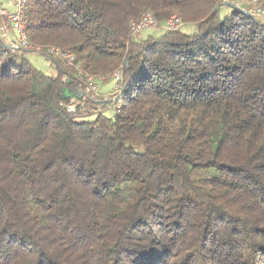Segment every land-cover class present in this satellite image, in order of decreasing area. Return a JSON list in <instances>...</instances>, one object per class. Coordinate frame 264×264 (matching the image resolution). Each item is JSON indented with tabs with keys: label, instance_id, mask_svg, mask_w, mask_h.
I'll return each mask as SVG.
<instances>
[{
	"label": "trees",
	"instance_id": "16d2710c",
	"mask_svg": "<svg viewBox=\"0 0 264 264\" xmlns=\"http://www.w3.org/2000/svg\"><path fill=\"white\" fill-rule=\"evenodd\" d=\"M223 6L28 0L58 73L0 37V264H264V21ZM119 69L115 102L80 78Z\"/></svg>",
	"mask_w": 264,
	"mask_h": 264
},
{
	"label": "built area",
	"instance_id": "2783aa9c",
	"mask_svg": "<svg viewBox=\"0 0 264 264\" xmlns=\"http://www.w3.org/2000/svg\"><path fill=\"white\" fill-rule=\"evenodd\" d=\"M223 2L225 0H222ZM233 2L234 4L241 6L242 3H244L245 0H230V2ZM239 1V2H238ZM243 1V2H241ZM253 4V9L251 8H245L248 11L252 12L256 16L264 17V6L260 3L259 0H249ZM15 10L13 12H9L2 8L0 5V14L8 19V21L11 24V28L15 31V34L17 36V46H20L25 49L33 50L34 52H38L42 49L41 45H35L33 44L28 36L27 33V24H28V0H14ZM243 8V7H242ZM183 26V22L177 15H173L169 20L167 21H159L155 18V16L150 12L147 11L143 14L140 20L134 21L131 24L130 27V36L137 39V36L143 33L144 31L151 29V28H159L163 30H178ZM1 35L3 38L7 39L9 37V30L7 27L1 28L0 30ZM47 51L49 53L59 55L63 57L65 60L68 61L69 64H74V58L75 55L61 50L60 48L51 46L47 48ZM76 68L78 66L76 65ZM81 80H83L90 89H93V77L88 73H81L80 74ZM114 79L117 82V92L116 95L119 93V88L121 87L122 81H123V75L122 71L119 69L114 74ZM94 90V89H93ZM87 98L84 100L76 99L74 98L72 100V103L69 105L70 110H76V108L79 106L76 105L75 108L71 107L72 104H76L77 102L85 104ZM117 108H120L119 105H116Z\"/></svg>",
	"mask_w": 264,
	"mask_h": 264
},
{
	"label": "crops",
	"instance_id": "0c3cea01",
	"mask_svg": "<svg viewBox=\"0 0 264 264\" xmlns=\"http://www.w3.org/2000/svg\"><path fill=\"white\" fill-rule=\"evenodd\" d=\"M247 2V4H246ZM230 3V0L224 1V6L222 7V13L226 15L229 13L230 6L228 5ZM244 3L246 4L243 6L244 8H249L250 4L253 5L249 0H245ZM0 5L2 8L9 12H13L15 10L14 0H0ZM7 27L9 30V37L7 39L3 38L0 32V37L4 39L6 43L9 45L17 46V36L15 34V31L11 28L10 24L5 21V17L0 14V30L1 28ZM183 29L192 32L194 28L192 26L185 25L183 26ZM164 33L163 30L160 29H150L145 32H143L140 36L142 38H146L149 36L152 37H159ZM139 36V37H140ZM28 58L31 60V62L41 71L45 72L48 75H56L58 73L57 64L53 62L50 58L43 55L42 53L38 52H30L28 53ZM93 89L98 92L100 91L103 95H111L113 93L117 92V84L115 83L114 79L109 77H103L99 79L93 80Z\"/></svg>",
	"mask_w": 264,
	"mask_h": 264
},
{
	"label": "rangeland",
	"instance_id": "374dc122",
	"mask_svg": "<svg viewBox=\"0 0 264 264\" xmlns=\"http://www.w3.org/2000/svg\"><path fill=\"white\" fill-rule=\"evenodd\" d=\"M232 2V1H231ZM239 2V1H238ZM241 2H243V1H241ZM246 4H247V2H246ZM245 3H242L241 4V6L243 7V6H245L246 5ZM250 7V9L252 8H254L253 7V5H249ZM244 8V7H243ZM248 9V8H247ZM249 10V9H248ZM262 21H264V17H261V16H258ZM151 29H156V28H151ZM157 29H159V28H157ZM148 30H150V29H148ZM160 30H163V29H160ZM147 31V30H146ZM145 32V31H144ZM142 34V33H141ZM140 34V35H141ZM140 35H138L137 37H139ZM139 38H142L141 36L139 37ZM109 78H112V79H114L113 77H109ZM114 81H115V79H114ZM115 83L117 84V82L115 81ZM90 93H91V95H92V97L93 98H97V99H100V100H112V101H117L118 100V95H116V93H113V94H111V95H103V94H101L100 93V91L98 90V92L97 91H95V90H93V89H90ZM79 105V106H82V107H85V104L84 105H82L83 103H81V102H77L76 101V104L74 103V104H72L71 105V107H73V108H75L76 107V105ZM102 104H104V103H102ZM115 109H116V106H112V107H108V109H104L103 111H105V113L106 114H108V115H112L113 113H114V111H115ZM83 112H85L84 111V109L82 110Z\"/></svg>",
	"mask_w": 264,
	"mask_h": 264
},
{
	"label": "water",
	"instance_id": "95a60500",
	"mask_svg": "<svg viewBox=\"0 0 264 264\" xmlns=\"http://www.w3.org/2000/svg\"><path fill=\"white\" fill-rule=\"evenodd\" d=\"M228 5L231 6V7H233V8H240V6L234 4L233 2L228 3ZM218 9H219V7H218ZM2 45L3 46H8L9 44L6 43V42H3Z\"/></svg>",
	"mask_w": 264,
	"mask_h": 264
}]
</instances>
